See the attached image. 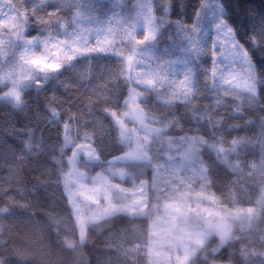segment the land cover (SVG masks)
<instances>
[{"label":"snow or ice","instance_id":"6c2138e0","mask_svg":"<svg viewBox=\"0 0 264 264\" xmlns=\"http://www.w3.org/2000/svg\"><path fill=\"white\" fill-rule=\"evenodd\" d=\"M98 3L0 0V92L10 86L0 100L19 106L22 94L58 91L65 82L88 95L101 93L87 105L88 115L98 113L109 122L106 134L113 137L115 151L98 150L99 141L87 132L77 130L71 139V125L80 124L81 117L69 115L67 127H59L65 132L64 149L85 141L67 162L73 166L68 175L75 177L65 180L72 210L81 203L91 206L92 197L104 200L116 193L128 203L112 212L146 216L149 193L159 192L156 207H163L164 216L156 225L180 232L178 223L185 213L199 214L198 208L185 209L186 202L206 199L192 195L189 172H199L201 192L211 185L214 170L232 174L224 156L237 141L225 137L240 126L228 127L226 122L243 114L242 104L233 107V97L264 95V15L251 25L242 21L244 31L238 32L224 15L223 0H116L108 8ZM82 20L93 26L82 27ZM102 61L111 62L112 70L96 75ZM79 66H86L87 72H78ZM108 75L113 79L106 80ZM201 100L208 103H198ZM52 103H57L55 97ZM96 104L104 107L97 109ZM58 115L51 110L52 121L59 123ZM193 123L197 127L185 132L183 124ZM200 129L207 131L211 145L193 135ZM206 154L213 157L208 166L195 168ZM82 161L93 167L79 172ZM95 167L107 176L91 175ZM221 227L209 224L207 230ZM210 255L230 260L235 254L225 248ZM176 264H181L179 257Z\"/></svg>","mask_w":264,"mask_h":264},{"label":"trees","instance_id":"16d2710c","mask_svg":"<svg viewBox=\"0 0 264 264\" xmlns=\"http://www.w3.org/2000/svg\"><path fill=\"white\" fill-rule=\"evenodd\" d=\"M115 3L116 0H99L97 7L108 8ZM223 3L224 15L238 32L244 31L242 21L248 20L251 25L254 18L264 15V0ZM89 14L95 13H85ZM111 70V62L102 61L95 74ZM77 71L86 73L87 67L79 66ZM105 79L113 77L108 75ZM66 87L70 90L66 91ZM99 95L102 94L88 95L83 89L77 90L75 84L65 82L58 91L22 94L23 103L19 106L0 100V264H150L148 216L131 218L118 212L88 222L84 241H78L77 224L63 183L74 145L70 150L64 149L65 132L61 129L62 124L67 127L69 115L81 117L80 124L71 125L70 138L75 139L77 130L81 135L87 132L99 141L94 145L98 150L115 151L111 146L113 137L106 134L109 122L98 113L88 115L87 105L95 103ZM53 97L56 104L52 103ZM198 103L206 105L208 101ZM240 104L242 116L226 122L228 127L240 126L225 137L229 142L237 141L235 149L224 156L232 174L214 170L211 185L201 192L198 172L193 177L192 194L200 193L206 198L194 199L200 205L214 200L219 208L251 207L255 212L246 228L233 226L231 237L222 246L217 247L218 240L211 235L186 264H264V95L233 97V107ZM102 107L96 104L97 109ZM51 110L59 114L55 119L60 120V125L52 121ZM224 111L221 109V114ZM84 122L91 123L84 127ZM183 126L185 132L197 127L195 123ZM175 135L171 133L172 137ZM193 135L201 136L209 145L213 143L205 129ZM82 142L85 141L77 140L76 144ZM202 159L204 163L197 162L195 168H206L213 157L206 154ZM225 248L235 254L230 260L210 255Z\"/></svg>","mask_w":264,"mask_h":264},{"label":"rangeland","instance_id":"374dc122","mask_svg":"<svg viewBox=\"0 0 264 264\" xmlns=\"http://www.w3.org/2000/svg\"><path fill=\"white\" fill-rule=\"evenodd\" d=\"M117 11H119V9H117ZM81 26L90 27L86 20L81 21ZM0 57L3 59V56ZM9 88L10 86L2 95L6 94L9 91ZM129 127H131V125H129ZM78 145L79 144L74 145V151ZM85 164H87L86 161L80 162V164L77 165V170L79 172H87L93 167L90 164L85 167ZM105 167H107V165H105ZM72 170L73 166L70 165L67 172L64 174V186L66 179L75 180V177H70L68 175ZM121 170H124L123 167H121ZM101 173H103V169L99 168L95 169L90 174L97 175ZM103 174L107 176V173ZM197 174L198 172H196L195 169H192L189 172V175H192L193 177H195ZM124 186L126 185H121V187ZM87 187L91 188L92 185L89 184ZM195 194L197 193L192 195ZM157 197H160L159 192H152L151 197L149 195V198L152 199L151 209L149 214L146 215L150 219V240L147 248L150 264H176L178 257L181 261V264H186L211 235H214L217 238V247L222 246L231 237L235 226L246 228L249 225V218L250 216L252 217L255 212L251 207L242 209H223L216 206L212 200L209 201V204L207 203L205 205H200L197 203V201L191 200L186 202L185 209L189 207L193 209L198 208L199 214L193 215L185 213L178 223L180 232H175L172 231L168 225H156L157 219L164 216V210L162 206L159 208V210H157ZM92 199L95 201V203L91 206L86 207L83 203H81L78 207V210L73 211L78 228L79 242H82L85 239L87 226L86 223L99 220L114 213H118L112 212L111 210L123 208L128 203L126 200L121 199L116 193H109L108 197L104 200L99 199V197H92ZM159 203H163L162 198L160 199ZM106 210H109L110 214H105ZM209 224L222 225L223 227H221L220 230L213 229L208 231L207 226ZM69 244L73 245V242L69 241Z\"/></svg>","mask_w":264,"mask_h":264}]
</instances>
